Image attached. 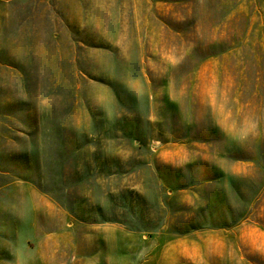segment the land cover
<instances>
[{"label":"rangeland","instance_id":"1","mask_svg":"<svg viewBox=\"0 0 264 264\" xmlns=\"http://www.w3.org/2000/svg\"><path fill=\"white\" fill-rule=\"evenodd\" d=\"M0 264H264V0H0Z\"/></svg>","mask_w":264,"mask_h":264}]
</instances>
